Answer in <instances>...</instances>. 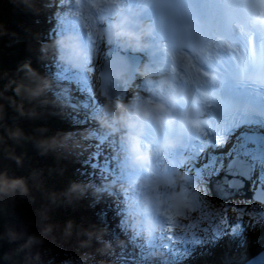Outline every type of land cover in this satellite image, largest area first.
I'll list each match as a JSON object with an SVG mask.
<instances>
[{
    "label": "snow or ice",
    "instance_id": "snow-or-ice-1",
    "mask_svg": "<svg viewBox=\"0 0 264 264\" xmlns=\"http://www.w3.org/2000/svg\"><path fill=\"white\" fill-rule=\"evenodd\" d=\"M67 2L71 6V0ZM57 6L61 12L53 21L57 25L53 35L77 33V21L64 13V3L53 0L52 7ZM157 7L170 11L158 17L153 39L168 40L174 52L182 54V63L175 66V73L181 85L194 93L192 103L180 107L202 111L200 131L185 140L179 153L184 159L177 165L187 174L186 188L192 193L191 205L211 209V218L223 228L225 225L242 226V220L236 217L242 218L245 213L264 224V88L241 91L257 76L264 78V26L246 18L239 11L243 5L235 0H175ZM261 15L264 16V12ZM94 31L95 25L83 40L96 47ZM110 52L111 49H105L101 53L98 61L101 67L113 63ZM69 80L76 83L85 117L97 114L100 101L91 95L90 77L79 73L69 76ZM99 82L96 78L95 83ZM93 145L94 159H90L89 164L94 175L98 173L101 178L111 179L124 174L129 157L123 139L118 142L115 136L97 134ZM210 186L215 187L220 197L226 194L235 197L247 190L249 195L245 200L251 202L252 207L238 209L229 219L226 209L217 207L207 198ZM201 189L205 194L197 195ZM183 195L184 190L181 197ZM188 210L192 211V207ZM109 212L101 208L97 213L98 222L101 216L107 222ZM165 215L166 229L155 235L148 245L141 241V247L133 249L132 255L139 264H159L149 259L142 250L144 247L165 251L172 258L171 264H184L181 254L190 250L182 245L188 242V236L181 235L184 228L174 226L171 210ZM183 216L191 220L186 214ZM223 228L214 231L206 228L201 235L219 236ZM112 235L118 236L119 232L113 229ZM200 236L193 233L192 243L199 245ZM234 236L239 245L235 257L230 256L225 264H245L247 257L256 253H261V257L248 264L264 260V236L255 242L256 252H249L246 247V230L237 227Z\"/></svg>",
    "mask_w": 264,
    "mask_h": 264
},
{
    "label": "clouds",
    "instance_id": "clouds-1",
    "mask_svg": "<svg viewBox=\"0 0 264 264\" xmlns=\"http://www.w3.org/2000/svg\"><path fill=\"white\" fill-rule=\"evenodd\" d=\"M29 6L36 14H47L52 9L53 0H28ZM64 3V13L74 18L77 23L89 32L93 25V33L97 40V46L87 44L79 35L63 34L51 41L41 42L39 51L42 59L55 57L60 63L75 69L91 77L93 68L98 70L93 95L100 101L99 112L94 115V127L85 130L77 138L73 133H66L63 136L51 137L38 141L42 152L53 151L63 154L80 155L87 149V141L95 138L97 134L113 135L123 134L131 162L139 168L144 169L149 175L140 182V200L135 210L128 213L127 223L129 230L135 235L144 239L164 231L168 225L165 213L169 212L176 198L181 197L186 205L192 202V193L186 188L188 183L187 175L181 169H173L166 176H159L153 172V160L157 150L142 142L145 132L144 125L151 121L154 127L160 129L166 127L169 135L165 136L158 151L167 153L180 149L184 146L185 140L195 136L200 131L202 111L185 107L180 110L179 104H191V90L183 87L173 67L182 63V54L174 52L172 45L166 39L154 40V33L157 32V24L148 23L140 19L142 12L148 7H157L152 0H71L69 6L67 0ZM56 14L61 12L57 6ZM112 17L109 24L101 27V22ZM87 26V27H86ZM119 48L123 51L151 57H158L166 67L157 69L145 62L131 69L136 78L146 87L155 89L164 95L158 101H152L148 97L138 98L134 101L123 102L119 98H113L108 91L109 79L124 83L128 72L126 69L101 67L98 61L101 58L102 48ZM23 75L17 81H10L0 85V100L4 98V92L12 88L19 103H16V110L20 116L35 118L37 115L34 108H25V103L47 104L46 94L52 90V83L41 77L29 65L22 66ZM3 77L0 76V80ZM187 97V100L184 99ZM15 103V102H13ZM167 114V120L158 119V115ZM3 109L0 105V126H2ZM12 137H20L19 129L10 133ZM156 185L161 191H153L152 186ZM112 184H105L100 187L91 183H71L68 192L76 197L86 194L98 196ZM11 189L18 191L21 195L26 189L19 182L12 185H5L0 181V193ZM166 190V191H164ZM197 195H200L198 192ZM0 207V211H2ZM180 215L185 213L180 212ZM176 227L180 226L179 220L175 221ZM68 231L65 235H69ZM47 233L29 235L26 242L21 246L26 249L33 259H39V253L33 252L35 247L45 243ZM87 240L81 243V247L90 246L95 240L101 245L96 251L101 255L111 254L112 243L103 239V230L85 233ZM10 238L15 239V236ZM3 239V236H0ZM123 241H117L122 245ZM92 259L90 255L80 258L82 262ZM159 262V261H158Z\"/></svg>",
    "mask_w": 264,
    "mask_h": 264
},
{
    "label": "rangeland",
    "instance_id": "rangeland-1",
    "mask_svg": "<svg viewBox=\"0 0 264 264\" xmlns=\"http://www.w3.org/2000/svg\"><path fill=\"white\" fill-rule=\"evenodd\" d=\"M17 1L18 0H0V10L2 17V20L0 17V41L3 44V46L0 45V76L3 77V79L0 80V85L16 80L14 76L19 66V54L22 50L25 52L26 47L28 48V46L25 44L21 46L22 49L20 47L16 48V43L14 42L12 44L13 48L10 46L12 41L21 39L17 36L12 38L14 30L13 24L11 28L7 27L9 20L13 23H19L22 21L21 18L14 15L13 10L9 11V8H14V5ZM30 9L31 8H29L28 11H24V20L32 16L31 21L34 22L36 20V16L30 12ZM48 15L50 18L53 17L50 10L48 11ZM28 24L29 29L25 31L28 35L26 33L25 34L27 37L29 36L30 39L32 37V23L30 22ZM3 27H5L4 33ZM1 37L4 42H2ZM33 45L36 48L38 47L35 44ZM36 50H38V48ZM35 70L38 72L37 67ZM20 71L22 72L21 69ZM8 72H10V74H8ZM137 89L138 90L136 93L142 94L144 97H148L150 100H152V97L147 93L148 89L145 87H138ZM12 94L14 93L10 87L6 92H4V98L0 100V105H2L3 109L2 125L7 128L6 130L4 129V132L5 134L7 133L8 137L3 138L1 136L2 134L0 133V181H3L5 185H12L19 182L26 189V193L21 195L18 191H13L11 189L6 190L4 193H0V207L3 209L0 211V236H3V239H0V254L5 256L3 261L0 260V264H32L26 259L25 255L19 253V248H17L16 244L20 243L22 246L26 242V238H28L26 232L30 225L32 233L35 232L34 234L38 235L35 222H39L40 220H45L50 227H55L54 231L56 233L53 234L56 238L59 236L58 233L64 235L65 232L68 231L70 234L66 235L68 237L67 240H61L62 245H57L54 243L50 245L46 239L45 243L40 249L42 252V256H39L40 261L38 260V262L34 264H126L129 258L125 262L122 259V263L117 256H105L104 258L102 256V260L97 261V259H99V256L97 255H100V253H97L96 249L101 247V245L98 243L91 242L90 246L81 247V243L87 240L85 233L96 231L94 230L95 224L92 225L93 222L91 221V218L97 219V216L92 217V214H89V210L93 205L86 206V204H82L81 197H76L68 192L70 184L78 182L75 180V178H73V175H69V169L71 167L69 168L66 166L70 163V158L67 156V154L53 151L42 152L38 146V141L40 140H46L51 137L64 135L60 133L61 131H58L56 135L52 133V130L54 131V127L56 126L55 122L58 124V128H64L69 133H73L76 132L74 129L78 128L79 126V124H77L78 119L76 118L75 121L73 118L68 116L67 121L69 124L65 121L61 122L57 119V117L64 118L65 114L63 112L58 114V116H54L53 113V115L51 114L54 116V123L51 122L53 121L52 117L48 115L46 116L45 112H42V114H44L43 119H39L37 117L29 118L27 116H20L16 110L17 102L14 100ZM127 97L129 98V96ZM55 98H57L56 95ZM128 101H131V98ZM34 107V104L29 105L25 103V108ZM35 112L37 113V110ZM14 114L16 115L14 116ZM90 116L92 119H90ZM90 116L87 121L90 123L92 122L94 125L93 115ZM75 124H77V126ZM17 129H19L21 136L18 138L12 137L10 133ZM83 130L84 129H82V131ZM90 142H93V140L91 139L89 142H87L89 146H92V143ZM73 163H76L79 166V159L73 161ZM76 199L78 200L77 206L75 204ZM82 207L85 210L84 213L78 211V208ZM251 207L252 206L249 208ZM25 208H29L30 213H24V216L22 213H19L16 210L18 209L20 212H24L23 210H25ZM242 209L239 210L242 211ZM232 210L233 209L226 208L227 218H229V215H231L230 211ZM75 213L77 215H75ZM237 219L242 220V226L237 225L233 228H230L231 226L229 225V228L227 227L225 234H222L221 238H219V240H224L226 246H228L229 243L232 244L238 241V239L234 236L237 227H239L241 231L246 230V232L248 231L247 228L253 229L252 231L254 234L252 239L246 237V245L253 244L257 237L264 234V224H260L258 220H256L250 213H245L242 218L237 216ZM247 219L249 220L245 223V220ZM76 220H80L81 223L84 224V227L88 226V228H90L92 231L82 228L83 226L80 227L76 223ZM217 227H220V225L218 224ZM11 236H15L16 238L12 239L10 238ZM136 237L140 241L146 240L143 237H138L137 235ZM71 241L73 242L71 243L72 245L70 244ZM203 242L208 244V246L211 244V242L208 241ZM136 245L139 246L138 244ZM189 250H191V247ZM200 252H203V254L206 255V253H204L203 243H200L194 247L191 255L190 252H188L187 255H194V259L197 260V256ZM208 252L213 251L207 250V253ZM226 252V248L223 249L220 247V250L217 249L208 256L206 255L207 257L200 253L199 260H197V262L192 259L189 263H187L189 257L185 258V262L187 264H225ZM85 255H90L92 259L88 262H82L80 258ZM120 255L127 256L125 254ZM112 259L113 262H110Z\"/></svg>",
    "mask_w": 264,
    "mask_h": 264
},
{
    "label": "bare ground",
    "instance_id": "bare-ground-1",
    "mask_svg": "<svg viewBox=\"0 0 264 264\" xmlns=\"http://www.w3.org/2000/svg\"><path fill=\"white\" fill-rule=\"evenodd\" d=\"M29 8H30V6H29L28 0H18L15 3L14 8H9V11L13 10V13L16 17H19L22 19V21L19 23H13L10 20L8 21V24H7L8 28H11L12 24L14 25L12 38L15 36L21 38L19 40L12 41L10 46H11V48H13L12 47L13 42L16 43L15 44L16 48H19V47L21 48V46L24 44L28 46V48L26 47L25 52H24V50H22L19 54L20 55V57H19L20 61H19V66L17 68L18 70H17V72H15V76H14V78H16L15 81L19 80L21 78V76L23 75V72H21L19 69V68H22L23 65H25V64L29 65L35 72H37V70H35V68L37 67L38 72H39V73L38 72L37 73L41 77L48 79L52 83V90L46 94L45 98L48 101L47 104H43V105L34 104L35 105L34 109H35V111L37 110V113H36L37 115L35 117H37L39 119H43L44 114H42V112H45L46 116L48 115V116L52 117L53 121H51V122L54 123L55 122L54 116H58V114L63 112L65 114L64 118H58L57 117V119L61 122L65 121L66 123H68V121H67L68 116L70 118H73L75 121L77 118L78 119L77 124H79V126H78V128L74 129V131H76V132H73V134H75V136L78 138L79 134L81 132H84L85 130L92 129L94 127V125L92 124V122L90 123L89 121H87V123H84V120L88 119L89 117L86 118L84 115L83 108H81L82 110H80V107H78V104H79L78 96L80 95V93L77 91L76 83L74 81L69 80V76L76 74V72L72 71V69H64V64L57 61L54 56L51 57L50 59H42L41 58L42 54L39 53L40 52L39 46H40L41 42L51 41V39H53L57 36H60L59 34L53 35V32L56 31V28H57V25L55 23H53V21L56 20V18L54 17V14L52 12L53 8L50 9V12H52V16H53L51 18L49 17L48 13L47 14L41 13L38 15L30 9L31 10L30 12L33 13L34 16H36V20L34 22L31 21L32 16L30 18H26L24 20V17H25L24 11H28ZM1 20H2V17H1ZM152 20H153V18L150 17V23H152ZM30 22L32 23L31 24L32 25V30H31L32 37L29 39V36L28 37L26 36L27 33L25 31L27 29H29L28 23H30ZM4 29H5V27H3V33H4ZM1 40H2V37H1ZM2 42H4V41L2 40ZM17 42H18V44H17ZM33 44L38 46L37 47L38 50H36L37 48ZM0 45L3 46L1 41H0ZM102 52H105V48H102ZM24 56H25V58H24ZM133 57H134V59L137 58V60L140 64L146 62V58L144 57V55L133 53ZM33 62H34V64H33ZM129 64H130V67H129L130 72L129 73H131L132 72L131 69L135 67V64H134V61L132 59H129ZM160 66L166 67L163 64ZM60 67L63 69H61ZM65 72L68 75H62ZM8 74H10V72H8ZM97 76H98V70L95 69L93 74H92V85H94V88L96 85L95 80H96ZM133 80L134 81L136 80L137 86L143 85L139 81V79H134V74H132L131 77L129 78L127 84L125 85L124 91L118 97L123 102H128V100L130 98H131V101H134L138 98L144 97L142 94L136 93V90H134V88L132 87L133 86L132 84H134ZM58 84H60L61 86ZM53 90L56 91L55 94H56L57 98H55V95L52 94ZM131 90H134V91H131ZM152 90H153V92L150 94H152V95L154 93L157 94V90H155V89H152ZM251 92H254V91H251ZM12 96L14 97V100L17 103H19V101L17 100L15 95L12 94ZM126 96H129V98L127 97V99H126ZM52 113L54 114V116H52L53 115ZM93 117H94V115H93ZM90 119H92V117ZM93 122H94V120H93ZM55 124H56V126L54 127V131L52 130L53 134L56 135V133H58V131H61L60 132L61 134L69 133L64 128L59 127L60 128L59 129L58 124L56 122H55ZM77 124H75V125L77 126ZM92 125H93V127H92ZM82 129H84V130L82 131ZM109 136H115L118 142L121 139H123V141L125 142L123 134H119V135L113 134V135H109ZM94 139H96V137L93 138L92 140H94ZM87 142H89V141H87ZM90 143H92V146H89L87 144L86 151L81 152L80 155H75V154L68 155L67 154V156L70 158V163L67 164L66 166H68L69 168L71 167L69 169V175H73V178H75V180H77V182L80 184L91 183L97 187H100L102 185L109 184V183L113 185L110 189H106L102 194H100L98 196H92V195L86 194L85 196L81 197L82 198V202H81L82 204H86V206H92L93 205L91 209L89 208L90 209L89 214L90 215L92 214L91 215L92 217H96L98 211L101 208L108 210L112 213L111 214L109 212L108 217H107V222H104V219L102 216H101L100 222H98V219L91 218V221L93 222L92 225L95 224L94 230H96V231L103 230V239L110 241L112 243V249H113L110 255L109 254L97 255V256H99L98 257L99 259H97V261L102 260L101 259L102 256H103V258L105 256H107V257L117 256V257H119V259L121 260L122 263H123V261L125 262L129 258L130 261L128 259L126 264H139L138 260L133 259L134 258V256L132 255L133 249L134 248H140L141 247V244H140L141 241L143 242L144 245H148L152 241L153 237L155 235L159 234V233H156L151 237V239L140 241L137 239L136 235L129 230V224L126 221L128 219L129 211L135 210L139 204V202L134 201L135 196H136L135 190L137 188V182L139 183V181L136 180V183H135L134 179H133L134 176L131 173L132 171L130 172V171L125 170L126 172H124V174H122V175H123V177L128 176L129 181L132 183V187H133L131 190V186H129L130 182H128V180L123 181L122 175L121 176L118 175V178L121 180V182L117 181L115 176L112 177L111 179H108V178H101V176L98 173L94 175L93 170L89 164L90 159H94V151H93L94 145H93V142H90ZM128 157H129V159H128L126 168L129 170V169H131V164H132L130 154H128ZM77 159H79V162H80L79 166L76 163H73V161H75ZM152 166L155 169L153 172L156 173V170H157V175H159V176H166L167 174H169L172 171V169L167 171L166 165L163 162H161L159 160V158H157V156H155ZM157 166H160V168L164 172L161 174H158V169H156ZM132 167H136V165L133 164ZM139 172L138 173L142 177V180H144L146 178L144 175L145 173H143L144 171L140 169ZM141 177H139V178H141ZM152 190L153 191H161V189L158 188L156 185L152 186ZM164 191H166V190H164ZM126 193H127L126 198L120 199V197H125L124 195ZM199 193H200V195L205 194L203 189H201ZM207 195H208L207 198L212 203L216 204L217 207H222L223 209H226V208L233 209L232 211H230L231 215H229V218H232V215H234V212H236L238 209H242L243 207L252 206L251 202L246 201L245 198H231L227 202L221 203L218 200H216V198L213 195L211 196L210 193H208ZM139 199H140V196H139ZM77 203H78V200L76 199L75 200L76 206H77ZM173 207L174 208L171 209V213L173 214L174 220L175 221L179 220L180 227L184 228V230H185L183 233H181V235L187 234V236H188V242L185 245H182V247H186L188 249L191 247V250L189 251L190 255H191L193 248L197 246V244L192 243V238H193L192 234L195 233L196 236H200L202 231L206 228L214 231L216 228H218L217 227L218 223L211 218V209H205L203 207V205H200L197 207H193L191 204L186 205L183 197L178 196L176 198V201H175ZM189 207H192V211L188 210ZM16 210H17V212L22 213L23 216H24V213H28V214L30 213L29 208L28 209L25 208V210H23L24 212H20L18 209H16ZM177 210H179V211H177ZM21 211H22V209H21ZM78 211H81L83 213L85 212L83 207L78 208ZM180 212L185 213L187 217H191V220L184 218L183 215H177V213H180ZM75 215H77V214L75 213ZM41 217H43V216H41ZM43 218H46V217H43ZM248 220L249 219L245 220V223ZM76 223L80 227L83 226L82 228H84V229L86 228V229H88V231H92L90 228H88V226L84 227V224L81 223L80 220H76ZM35 224H36V230H37L38 235L41 233H45V232L48 234L46 239L50 243V245H52V243L57 244V245H62L61 240L62 239L67 240L68 239V237L65 234L63 235V234L58 233L59 236H57V238L59 239V242H60L59 243L58 239L53 234V233H56L54 231L55 227L54 228L50 227L45 220H40L39 222H35ZM37 226H38V228H37ZM227 227L229 228V225H225L224 228H223V226L220 225V228H223V232H222L223 235L225 234ZM230 228H233V226H231ZM113 229H115L119 232L118 236L112 235ZM247 230L248 231L246 232V237L252 238V236L254 234V232L252 231L253 229L247 228ZM26 233L28 236L31 234L33 235L35 233V232L32 233L31 225H30V227L27 228ZM221 235L215 236L214 234H210L207 237H204L202 235L200 236V241H201L200 243L204 244V253H206V255L208 256L209 254L213 253L217 249L220 250V247H221L223 249L226 248V251H227L226 256H225L226 260L230 256H231V258H234L235 252H236L238 245H239V241L234 242L232 244L229 243L228 246H226L224 243V240H221V239L219 240V238H221ZM261 236H264V234H262ZM261 236L257 237L256 240H254L253 244L246 245L249 252H254L257 249L258 245L255 242ZM109 238H111V239H109ZM113 238H114V240H113ZM215 240L218 242H216ZM117 241H123V244L118 246ZM203 241L211 242V244H209V246H208V244H206ZM71 243H73V242L71 241L70 244ZM92 243H97V242L95 240H93ZM136 244H138L139 246H137ZM16 245H17V248H19V250H18L19 253L25 255L26 259L29 262H31L32 264L38 262L39 259L38 260L33 259V257L28 254V251L26 249L25 250L22 249L20 243L16 244ZM216 245H217V247H216ZM41 246L35 247L33 249V252L34 253L38 252L39 256H42V252L40 250ZM207 246H208V249H207ZM142 250L148 255L149 259L159 261V264H171V257L168 256L165 251H160V250L153 249L150 247H144ZM207 250L213 251V252L207 253ZM200 253L203 254V252H200ZM200 253H199V255H200ZM215 253H217V252H215ZM120 254H125L127 256H123ZM187 254L188 253H182L181 254L182 257L184 258V260H183L184 264H187L192 259H194V257H193L194 255L190 256ZM199 255L197 256L198 257L197 260H199ZM203 255H205V254H203ZM136 256H139V253H136ZM187 257H189V260H187V263H186L185 258H187ZM122 259H123V261H122ZM197 260H195V261L197 262ZM110 262H113V259L110 260Z\"/></svg>",
    "mask_w": 264,
    "mask_h": 264
},
{
    "label": "water",
    "instance_id": "water-1",
    "mask_svg": "<svg viewBox=\"0 0 264 264\" xmlns=\"http://www.w3.org/2000/svg\"><path fill=\"white\" fill-rule=\"evenodd\" d=\"M120 57H123V56L117 52L114 55V58L112 59L113 63L111 64V66L113 68L126 69L128 72V75H127V79L124 83H120V82L109 79V81L107 83V88H108L109 94L113 98H118L122 94V92L124 91L125 85H126L127 80H128L129 72H130L129 71V67H130L129 60L127 59V62L124 63L123 61L118 59ZM210 189H211L212 195L216 198V200H218L221 203H225L228 200H230L231 198H246L249 195L248 191L245 190V191L239 193L238 196H235V197H229L228 194H226L225 197H220L216 193V189L214 186H210Z\"/></svg>",
    "mask_w": 264,
    "mask_h": 264
},
{
    "label": "trees",
    "instance_id": "trees-1",
    "mask_svg": "<svg viewBox=\"0 0 264 264\" xmlns=\"http://www.w3.org/2000/svg\"><path fill=\"white\" fill-rule=\"evenodd\" d=\"M0 16H1V10H0ZM16 114H14V116H15ZM4 129L6 130L7 128L5 127V126H0V133L2 134L1 136L4 138H8L7 137V133L5 134V132H4ZM0 247H1V243H0ZM5 259V256L4 255H1L0 254V260H4Z\"/></svg>",
    "mask_w": 264,
    "mask_h": 264
}]
</instances>
